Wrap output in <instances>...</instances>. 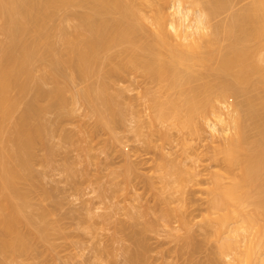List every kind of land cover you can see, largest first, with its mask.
Returning a JSON list of instances; mask_svg holds the SVG:
<instances>
[{
	"label": "rangeland",
	"instance_id": "obj_1",
	"mask_svg": "<svg viewBox=\"0 0 264 264\" xmlns=\"http://www.w3.org/2000/svg\"><path fill=\"white\" fill-rule=\"evenodd\" d=\"M3 1L0 0V66L6 62L8 49L15 42L14 31L18 25L26 30V43L29 46L39 43V54L44 52L43 61L35 64L33 76L42 82H35L33 78V82L27 84L28 90L19 89L22 86L19 84L13 87L12 95L9 94L15 106L12 101L10 106L14 108L11 106L12 111L3 122L0 121V153H7L15 147L12 140L30 104L34 106L38 100L40 106H50V100L46 97L44 100L41 92H50L57 86L56 81H52L55 74L52 63L56 59L73 58L70 42L81 43L92 37L85 18L100 22L103 18L118 20L119 16H102L83 2L59 10L54 18L44 21V29L38 32L29 16L13 13L12 5L9 8L13 12H10L4 5L14 3L16 8L15 2L20 0ZM136 1L138 8L150 16L149 9L143 10L140 0ZM143 33L150 43V32L143 27ZM144 39L136 50L141 51L139 57H148L150 53V44L147 49ZM126 47V44L117 46L109 55L119 57ZM144 50L148 51L146 55ZM105 59L103 55L93 72L95 75L86 79L77 73L74 64L63 66L64 76L58 83L68 91L67 108H54L44 114L47 124L44 145L40 142L42 146L35 150L37 159L31 163L29 179L19 181L17 191L5 185L4 188L1 185L4 180H0V264H129L128 259L130 261L131 255L135 254L132 252L141 250L139 245L145 248L148 264H214L216 244L207 237V213L202 203L206 195L199 192L197 183L200 180L194 174L199 164L203 172L225 168L222 162L210 161V149L220 144L221 136L214 137L209 126L198 119L193 132L185 137L173 118L165 126H153L150 119L152 106L156 103L172 113L179 111L185 117V96L189 91V97L190 88H196L199 83L185 86L184 90L178 88L177 92L169 91L162 80L154 78V81L145 75L144 69L129 71V75L127 72L123 78L113 79L110 85V94L117 99L120 114L113 119L108 113L104 114L106 120L107 116L111 119L112 125L108 121L104 124L108 126H103L101 121L104 119L96 112V104H92L95 98L89 99L85 93L100 88L102 79L97 73L105 68L102 66ZM38 86H42L39 94ZM181 95L183 100L178 99ZM244 100L241 97L236 102L243 103ZM166 165L178 171L180 178L184 176L180 171H187L183 187L191 181L195 189L189 184V187L185 185L187 189H182L181 185L177 189L175 185L167 189L166 183L171 180L165 177ZM189 175H193V181L188 179ZM14 208L19 209L15 214ZM13 216L19 224L14 231H9L6 226ZM45 227L50 228V234L47 239H40V232ZM133 232H139L136 238L142 240L135 242ZM29 233L37 238L25 237L26 245H30L28 251L13 246L16 234L27 236ZM256 233L260 234L257 230ZM217 262L223 264L224 260Z\"/></svg>",
	"mask_w": 264,
	"mask_h": 264
},
{
	"label": "bare ground",
	"instance_id": "obj_2",
	"mask_svg": "<svg viewBox=\"0 0 264 264\" xmlns=\"http://www.w3.org/2000/svg\"><path fill=\"white\" fill-rule=\"evenodd\" d=\"M83 2H87L95 13L102 16L118 15L119 19L103 18L100 22H90V18H85L84 22L92 32V37L81 43L70 42L73 58L56 59L52 63L55 74L51 80L54 83L56 81L55 90L44 93L45 90L43 92L40 88L42 86H38L40 91H37L38 94L42 91L44 98L50 100V106H40V94V103L37 100L38 105L33 103L34 106L30 104L28 107L12 140L15 147L7 150V153H0V180H4L1 185L17 191L18 182L29 179L31 163L37 159L35 150L37 146H42L47 130L44 114L54 108L64 109L68 104V91L58 83V79L64 76L62 68L65 64H74L77 73L86 79L95 75L94 70L102 61V56L107 58L102 65L105 68L97 73L102 79L100 88L85 93L87 98H95L92 104H96L93 105L97 106L96 112L102 115L104 120H100L103 126H108L104 125L108 121L112 125L110 120L120 114L117 99L110 94V90L113 79L123 78L127 72L129 75L138 68L144 69L145 75L162 80L169 91L178 88L184 90L185 86L198 82L196 88H190L189 97V91L186 96L183 95L187 97L183 102L185 117L178 110L172 113L162 104L156 103L151 105L152 125L165 126L173 118L185 137L193 132L198 119L209 126L214 137L221 136L220 144L210 149V161L222 162L225 168L208 172L205 169L203 172L199 164L194 174L200 180L197 181L199 192L206 195L202 203L207 213V237L216 244L214 255L217 260L214 264H220L217 262L219 259L224 260L223 264H264V0H140V6L143 10L149 9L150 16L138 8L136 0H20L19 3L15 2L16 8L14 3L7 2L9 6L4 5L7 8L12 5L10 8L14 12L9 8L10 12L29 16L33 28L41 32L45 20L54 18L61 9L82 5ZM18 26L6 62L0 66V121L15 106L14 99L11 100L9 96L14 91L13 87L21 84L19 89L28 90L27 84L31 80L33 82L36 62L43 61L44 52L41 50L39 54V43L29 46L24 39L26 30ZM143 27L151 34L150 43L145 34L142 35ZM141 37L146 40V47L150 44V53L146 51L148 57H139L141 51L136 52L142 44ZM123 44L127 45L125 53L123 51L119 57L109 55L111 50ZM143 52L146 53L145 50ZM107 60L108 63L105 62ZM241 97L245 100L237 103L236 99ZM179 98L182 99V95ZM10 103H13L12 109ZM106 113L111 119L107 116L106 120ZM164 172L165 177H170L169 181H172L166 183L167 189L169 186L172 189L174 185L175 189L181 186L183 189L188 184L195 189L191 181L192 185L189 182L183 187V177L187 171L181 170L184 176L181 174L180 178L178 171L166 165ZM192 177L189 175L188 179ZM17 210L14 208V214ZM17 224L18 220L13 216L6 227L14 231ZM256 230L260 234L256 235ZM138 233L135 232L132 237L136 238ZM30 234H16L13 246L28 251L30 245L27 246L26 238ZM49 234L50 228L45 227L39 238L47 239ZM30 236L37 238L35 235ZM141 246V250H144L142 253L141 250L137 251L139 253L131 251L135 253L133 256L128 251L133 257L131 262L128 259L129 264H148L145 248Z\"/></svg>",
	"mask_w": 264,
	"mask_h": 264
}]
</instances>
